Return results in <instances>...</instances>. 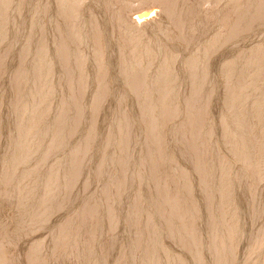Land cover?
I'll list each match as a JSON object with an SVG mask.
<instances>
[{"label":"bare ground","instance_id":"6f19581e","mask_svg":"<svg viewBox=\"0 0 264 264\" xmlns=\"http://www.w3.org/2000/svg\"><path fill=\"white\" fill-rule=\"evenodd\" d=\"M87 1L0 0V264H264V0Z\"/></svg>","mask_w":264,"mask_h":264},{"label":"rangeland","instance_id":"374dc122","mask_svg":"<svg viewBox=\"0 0 264 264\" xmlns=\"http://www.w3.org/2000/svg\"><path fill=\"white\" fill-rule=\"evenodd\" d=\"M85 1H86V3H88L87 0H83L84 4H86ZM131 1H132V0H131ZM131 1H127V3L125 2L126 4H125V3H124V4L121 3V4H123V5H121V6H123L124 8L127 7L126 10L123 8L124 13L129 11L128 13L124 14V17H127V18L129 19V18H130V17H129L130 15L133 17V15H135V13H137V12H139V13H148V16L150 15L148 18L151 17L152 19H151V18H150V20L147 19V21H146L145 23L150 22V24H152V25H151L152 27L157 28L158 26H157L155 23H156V21H157L158 19H160L161 14H162V13H160V12L163 11V10H162L163 8L160 6V3H158V2H157V3H156V2H155V3H152V2H151V3H148V1H147V3H145L144 0H143V2H142V0H140V1H139V0H138V1L133 0L132 2H131ZM134 1H135V2H134ZM22 4L24 5L25 2H23ZM129 4H130L131 6L128 7ZM149 7H150V8H149ZM160 7H161V9H160ZM128 8H129V9H128ZM153 8H154V10H153ZM151 9H152V10H151ZM127 10H128V11H127ZM152 11H153V13H152ZM133 12H134V13H133ZM158 12H159L160 14H159ZM127 14H128L129 16H127ZM159 16H160V17H159ZM127 18H126V19H127ZM155 18H156L157 20H156ZM145 20H146V19H145ZM145 20H144V21H145ZM152 20H153V21H152ZM154 20H156V21H154ZM151 21H152V23H151ZM154 22H155V23H154ZM157 22H158V21H157ZM157 24H158V23H157ZM155 25H156L157 27H155ZM143 26H144V27L146 26V24H144V22H141V23L139 24V26H138V25H137V26H136V25H131V27H133V30H132V29H128V27H127L128 30H126V32H127L128 34H129V33H132V32H133L134 34H137V30H138L140 27H142V30H143ZM134 27H135V28H134ZM129 28H130V27H129ZM142 30L139 29V31H142ZM135 31H136V32H135ZM133 33H132V34H133ZM138 33H139V32H138ZM134 34H133V35H134ZM130 35H131V34H130ZM6 53H8V56L10 55V54H9V51H7ZM176 58H177L178 60H181V58L179 59V57H176ZM176 58H175V63L180 62V61H178ZM106 103H107V104L103 105V106H105V107H102V110H104V109L106 108V106H111L109 102H106ZM107 108L110 109V107H107ZM107 108H106V109H107ZM106 109H105L104 111H107V110H108V109H107V110H106ZM73 140H75V139H73ZM53 155H54V154H53ZM53 155L51 156L52 159L57 158V156H56L57 153H55L54 156H53ZM93 183H95V182H93ZM94 185H96V183H95ZM94 185L90 183V184L87 185V187L84 189L83 194H84L86 197H88V196H89V195L95 190V187H96V186H94ZM90 188H91V189H90ZM0 194H1V192H0ZM4 199H5V200H7V199L9 200L10 198H5V197L3 198V197H2V194H1V195H0V201L3 200V202H6ZM12 200H14V198L11 199V200H9V201H11V203H12V202H13ZM9 201L6 202V203H3V202H2V204H3L4 206L0 203V206H1V207H0V208H1V209H0V213H1V215L4 214V215H2L3 217L0 215V221H1V223H2V227L6 230V232H7V231L12 232L13 230H11V229H12L11 227H12V226L15 227V224H14L15 221H13V220H15V218H14V217L12 218V216H15V215H13V214H14V213H13V212H14V207L12 206V204L14 205V203H16V201L14 200V202H13L12 204L9 203ZM7 203H8V205H7ZM9 204H11L10 208L12 207V209H9V208H8ZM7 208H8V209H7ZM3 210H4V211H3ZM6 210H7V212H6ZM10 210H12L13 212L10 211ZM11 212H12L13 214H11ZM7 213H8V214H7ZM61 213H62V212H60V213L58 212V214H57V213H55V212H54V213L52 212V214H50V216H49V218H50L49 220L52 222V220L54 219L55 222H57L56 219H58V216H59V218H60V214H61ZM6 214H7V217H5ZM9 214H10V215H9ZM62 214H63V213H62ZM9 216H10V217H9ZM8 217H9V218H8ZM52 217H53V219H52ZM54 217H55V218H54ZM61 217H63V216L61 215ZM1 218H2V219H1ZM6 218H8V219H6ZM10 218H11V219H10ZM5 220H7L8 223H7ZM8 220L13 221V222H10V221H8ZM58 220H59V219H58ZM59 221H60V220H59ZM4 222H5V224H3ZM6 224H7V225H6ZM36 224H37V223H35V225H36ZM3 225H4V226H3ZM33 225H34V224H33ZM35 225H34V226H35ZM31 226H32V223H31ZM34 226H32L33 228H31V227L29 226V229L31 228V230H33V231L30 230L31 233L28 235V233H29V232H28V233L26 234L27 237H26V235H24V236L26 237V240L23 238V236H22V237L19 236L20 239L22 238L21 241H22V242L24 241L23 243H22L21 241L18 242L19 245H20V243H22V244L25 243V245H26V244H27V245H31V244H30L31 242L34 244L35 242H37V241L40 240V237H41V234L39 233V230H40V229H39L38 231H34V229H37V228H38L37 225H36L37 227L35 226L36 228H34ZM14 227H13V228H14ZM36 232H37L39 235H36ZM40 232H41V231H40ZM32 233H33V234H32ZM243 233H245V234H243V236H242L243 238L240 237V238H242V239H239L238 243L241 242V241H242V242H241L240 244H238L239 246H237V249H236V251H237L236 253H237L238 255L235 254V257H234V259L236 260V262H237L238 264L241 263V258H240V255H241V254H240V252H241V251L243 252V250L240 251L239 249H242V248L244 247V244H242V243L245 242L244 239H245V237H246V236L244 237V235H246V232H243ZM31 234H32V235H31ZM33 235H34V236H33ZM35 235H36V236H35ZM29 236H30V237H29ZM37 236H38V238L35 239V237H37ZM19 238H18V239H19ZM32 238H34V240H31ZM18 239L16 240V242H15V241H14V242L17 243V241H19ZM28 239H30V240H28ZM27 240H28V241H27ZM240 240H241V241H240ZM25 241H26V242H25ZM30 241H31V242H30ZM27 242H30V243L28 244ZM15 245H16V244L13 243L12 247H10V248H13ZM240 245L243 246V247L240 248ZM16 246H17V245H16ZM16 246H15V247H16ZM15 247H14V248H15ZM17 247H18V248H17ZM17 247H16L17 249H15V250H14V249H8L9 252L7 251V253L9 254L10 251L12 250V251L14 252V254L17 255V254L20 252V251L18 252V250L21 249V248H20L21 245H20V246H17ZM61 249H62V248H61ZM243 249H244V248H243ZM238 250H239L240 252H239ZM12 251H11L10 254L13 253ZM15 251H17L18 253H17V252L15 253ZM63 251H64V250H63ZM64 252H65V251H64ZM238 252H239V253H238ZM60 253H61V254H60ZM62 253H63V252H62V250H61V251L59 252V255H61L62 258H64L65 256H67V257L70 256V255H69L68 253H66V252H65L66 254H65V253L62 254ZM67 254H68V255H67ZM242 254H243V253H242ZM62 255H63L64 257H63ZM10 256H13V257H14L13 254H12V255H9V257H10ZM67 257L64 258V261H66V263L68 264L71 258H70L69 260H66V259L69 258V257H68V258H67ZM237 257H239L240 259L237 258ZM241 257H242V255H241ZM238 260H240V261H238ZM51 261H53V260H51ZM51 261H50V263L52 264ZM233 263H234V260H233ZM233 263H232V264H233ZM237 263H235V264H237Z\"/></svg>","mask_w":264,"mask_h":264}]
</instances>
